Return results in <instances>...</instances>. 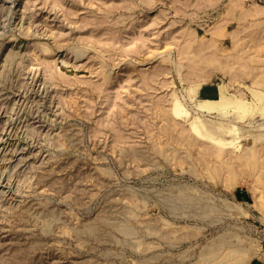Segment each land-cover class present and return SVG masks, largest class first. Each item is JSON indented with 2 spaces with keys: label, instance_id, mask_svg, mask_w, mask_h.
<instances>
[{
  "label": "rangeland",
  "instance_id": "1",
  "mask_svg": "<svg viewBox=\"0 0 264 264\" xmlns=\"http://www.w3.org/2000/svg\"><path fill=\"white\" fill-rule=\"evenodd\" d=\"M0 264H264V0H0Z\"/></svg>",
  "mask_w": 264,
  "mask_h": 264
},
{
  "label": "bare ground",
  "instance_id": "2",
  "mask_svg": "<svg viewBox=\"0 0 264 264\" xmlns=\"http://www.w3.org/2000/svg\"><path fill=\"white\" fill-rule=\"evenodd\" d=\"M254 71V70H253ZM225 73V72H224ZM223 73V75H224ZM230 73V72H229ZM233 74V73H232ZM234 75V74H233ZM235 76V75H234ZM219 84V83H218ZM217 85V84H216ZM221 85V84H220ZM222 87V86H221ZM220 86L212 88L208 84L205 87H202L201 90L198 92L200 96L204 100V104L207 105V107L211 105H218L221 100H227V98L230 100V96H228L225 91ZM233 94V93H232ZM230 95V94H229ZM236 97V96H235ZM239 99V98H238ZM240 101V100H238ZM222 103V102H221ZM238 103V102H237ZM237 105V104H236ZM200 107V106H199ZM235 107V106H234ZM174 111L177 113H180L179 108L177 105H174L173 107ZM215 112V111H214ZM229 112V111H228ZM184 113V112H183ZM204 113V112H203ZM222 113V112H220ZM192 127L197 128L198 124L197 121H194V124H192ZM152 234V233H151ZM156 234V233H155ZM154 233L152 235H155Z\"/></svg>",
  "mask_w": 264,
  "mask_h": 264
}]
</instances>
